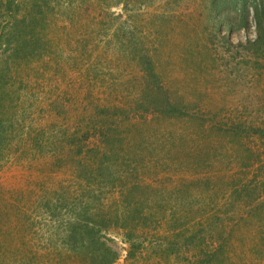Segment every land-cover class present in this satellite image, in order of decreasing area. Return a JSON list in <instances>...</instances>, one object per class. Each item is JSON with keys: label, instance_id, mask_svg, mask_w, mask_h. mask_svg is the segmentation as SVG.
Here are the masks:
<instances>
[{"label": "rangeland", "instance_id": "obj_1", "mask_svg": "<svg viewBox=\"0 0 264 264\" xmlns=\"http://www.w3.org/2000/svg\"><path fill=\"white\" fill-rule=\"evenodd\" d=\"M15 1L26 27L0 2V264H90L66 239L85 216L117 264H264L251 0L246 19L232 0H56L31 25ZM23 31L45 47L29 54Z\"/></svg>", "mask_w": 264, "mask_h": 264}, {"label": "trees", "instance_id": "obj_2", "mask_svg": "<svg viewBox=\"0 0 264 264\" xmlns=\"http://www.w3.org/2000/svg\"><path fill=\"white\" fill-rule=\"evenodd\" d=\"M3 6V12L6 16H9L10 19L14 20L19 27H26V18L23 12L19 16V12L21 9H19V3L15 0H0ZM56 0H31L29 5L28 12L33 13L35 17L31 18V23L36 21L38 16L42 19L47 17V14L53 11V9L56 7ZM234 8L241 11V17L242 19H246V13H248V0H232ZM251 8L253 10L254 20L256 24V28L258 30V39L262 40L264 39V23H262V10L264 6H261L260 0H251ZM264 5V3H263ZM29 26V25H28ZM27 26V28H29ZM232 28V26H230ZM19 32V33H24ZM34 32L28 31L23 34V39L29 38V41L22 42L23 45H25L28 50V53H38L39 49L45 47L41 41L37 40L34 37ZM34 44L35 46L31 45ZM24 48V47H23ZM21 49V48H20ZM150 77L153 81L156 82V75L153 73V71H150ZM4 96H7V92L2 93L0 89V98L3 99ZM169 104V101H167ZM169 110L173 114H179L183 113L182 110L174 105H168ZM101 218L103 216L100 215ZM128 218V217H127ZM78 220V219H77ZM89 217H86L81 220L85 223V229L83 233L77 232V226L68 234L66 235V239L69 241H72L77 247V245H81V249L85 250L84 253L88 254V259L90 264H117L118 259V253L115 248L112 247V240L111 237L108 235V227H102L100 225H97V223L93 224V222H90ZM132 221L135 220V217L131 218ZM75 224V222H73ZM134 231H126L125 233V240L129 244L128 246V253L127 258L133 259L135 252L137 248H139V245L136 246L135 242H132L134 239ZM74 250V249H73Z\"/></svg>", "mask_w": 264, "mask_h": 264}, {"label": "clouds", "instance_id": "obj_3", "mask_svg": "<svg viewBox=\"0 0 264 264\" xmlns=\"http://www.w3.org/2000/svg\"><path fill=\"white\" fill-rule=\"evenodd\" d=\"M124 252L126 253V250H124ZM126 254H127V253H126ZM126 254H125V255H126ZM126 256H127V255H126ZM117 260H118V259H117Z\"/></svg>", "mask_w": 264, "mask_h": 264}]
</instances>
